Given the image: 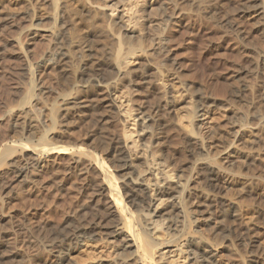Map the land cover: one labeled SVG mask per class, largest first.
<instances>
[{"label": "rangeland", "instance_id": "1", "mask_svg": "<svg viewBox=\"0 0 264 264\" xmlns=\"http://www.w3.org/2000/svg\"><path fill=\"white\" fill-rule=\"evenodd\" d=\"M182 1L184 2V0H126L119 6L114 4V0H57L59 4L56 3V9L55 7L44 4L41 0H2L0 2L1 12L16 13V11L20 12V10L22 11L30 6L29 8L34 11L36 14L34 15L37 17L40 16V13L41 15L45 14L48 17H53L54 22L52 25L55 23V27L66 22L71 32L77 37L83 35L92 25L94 26L97 17L102 15L104 25L111 36L96 41H106L107 46H110V48L115 47L116 50L113 49V54L116 56L112 54L113 58L111 60L114 64L116 61V65L121 68L145 69L144 66L146 67V65L148 66L151 64V70L154 72L152 79L153 83L151 82V84L155 89L150 95L145 88L134 86L129 78L118 80L117 83L113 85L112 96H114V98H112L115 102L117 113L119 114V121L121 122L115 125L112 124L110 125L111 127L108 126L104 131L106 134L102 133L99 135L93 141L94 144L88 142L85 137L89 129L93 130L99 128L91 122L90 124L80 123L79 125V122L73 118L70 130L62 134L60 129L59 131L57 130L60 125L58 106L61 104V99L67 94L68 84L73 81L72 79H74V76L70 74L67 75V77L65 76L64 79L61 78L62 84H60V80H56L57 75L53 72L49 74L50 71H46L43 67L39 57L42 58L44 56L43 53H45L47 49L53 47L52 43L38 41L31 47L27 46L29 49L24 46L25 40H27V32L24 29H26L29 24H27L26 27L21 26L20 28L12 30L6 29L7 31L5 30L2 32L1 34L4 37L2 35L0 36V48L3 51L2 56L4 57L1 62L2 65L0 64V82L2 81L0 84V86L2 85L0 87V97L7 98L9 96L7 101L8 103L13 102V107L20 104L17 109H13L12 107L13 110L17 111L16 113L20 112V110L21 112L26 110L25 113L30 112L31 115L27 113L24 114L23 112V117L21 116L22 118L20 120L16 118L10 121L12 124L7 122L9 125H1L0 129L3 130H0V137H6L5 139L8 140L9 146L16 147L13 152H15L16 155L18 154V156L22 154V145L26 143L29 145L32 142L31 146H37L42 142L41 138H48L49 140L47 139V142L51 140L53 143L51 145H55L54 147L68 148L69 152L67 151L68 153L64 152L59 155H48L49 157L47 156V158L49 161L47 162L48 159L46 158V163H43L44 165L42 164L43 166L37 169L36 181L25 183L22 187L19 186L18 189L13 191L12 197L10 198L11 201L9 199L7 200V202L10 201V203H4V207L2 206L3 209L0 208V230L7 229L10 232L13 231V234L19 237V239H22L30 231L39 234V231L43 227L42 225L46 223L50 225L48 228L49 230H54L55 227L64 222L66 215L68 216L70 212L79 208L84 198H86L85 194H88V190L86 186H83L86 185V179L83 176H79L75 168H72V170L70 168V166L72 167L70 164L71 155L76 151L78 146L89 150L93 157L101 159L109 168L111 174L115 175L116 172L113 168L111 159L105 155L104 151L109 146L113 145L111 144L113 142V137L121 134L122 138L124 137V143H126L127 150L134 162H136L135 160H137L139 155L143 154V159L146 162L144 169L147 168L144 177L147 179L149 185H151V183L153 184V179L155 180L157 178H159L157 180L163 178L169 182H175L177 177L182 175L181 171L185 170L184 172L192 171L191 176L193 177L189 184L197 187H200L201 184L199 182L197 170L193 169L195 161L200 155L196 154L197 150H195V146L189 148L185 145V139L191 138L192 136V138L199 141L204 150V157L212 161L216 159V162L221 160L228 146L231 147V151L237 153H245L248 150V145L251 142V134L246 128L243 130V134L240 137L232 133L228 134V132L232 131V129L239 124H236V121L240 113L248 115L252 111V107L264 113V37L258 31V27L264 25V10L262 15L260 14L261 10L257 8L255 11L253 8L250 9L252 11L249 10L247 14L240 12L248 3H251L250 6H253L254 3L259 4L260 1L257 0H194L193 2L189 0L191 4H188L189 1L186 0L188 5H186V1L184 5H180L183 4L181 3ZM86 3L96 6V12L90 17L84 15L82 11V7H84ZM195 4L197 5L195 6ZM182 6L184 8H182ZM204 6L207 9H205ZM186 7L188 12H186ZM192 8V12L189 11V9L191 10ZM1 9L4 10L2 11ZM195 9L196 12L197 10L201 12L203 9L204 10L203 13L197 14L194 13ZM181 10H184L186 14L182 13L184 11ZM118 15L123 16V24L125 23L130 29L137 31L140 37L139 39L137 38L138 40L136 39L137 41L134 40L133 42L131 40L132 45L129 44L130 47L128 48V43L126 45L124 43L126 42L123 37L124 33H122L115 24ZM226 22H229L228 25ZM233 24H237L240 28L244 39H240L234 31L232 32ZM8 32L14 37L17 36V39L25 37L23 38L22 43L24 44H22L23 46H21V48H25L23 51H26V53L28 50L29 54H27L28 56L30 55V62H32L33 59L40 60L34 67V73L30 81L23 80L25 78H23V71H21L22 62L19 59H15V57L9 56L12 54V49L14 48L11 46V49L10 45H7V41H5L6 39L12 38ZM113 37L116 39L114 40ZM14 39H16V37ZM20 39L19 42L22 40ZM131 42L129 40V43ZM7 48L11 50L8 51ZM165 49L168 50L166 52H168L171 58L179 62L178 70L168 66L166 62L167 58L164 54ZM162 51L163 53H161ZM5 52L7 53L5 54ZM73 56L75 60L79 59V55L75 54ZM147 60L150 61V63L147 62ZM16 61L20 63L17 64ZM144 63H146V65ZM18 71L21 72L19 73ZM242 72L244 75L242 77H237L238 73ZM68 80H70V82ZM25 81L30 84L28 86L31 88V93L29 92V96L27 95L29 101H27L28 106H26L27 104L25 105L26 95L24 96L25 98H23L25 99L23 103L22 96L15 94L14 89L18 84H22ZM242 82H245L248 88L247 92L240 95L238 87ZM187 85L192 88L188 89ZM200 89L206 95L217 101L215 106L205 108L203 117H200L203 121H198L196 117V113L199 109V102L196 100L195 92ZM45 91H47L46 94ZM40 93L44 95L42 94L40 96ZM236 95L237 97H235ZM16 100L18 104L15 105L14 102L16 103ZM23 104L26 107H24ZM8 106H12V104L9 103ZM143 107H156L161 111L159 115H161L165 123L156 128V132L162 137L163 142L161 154H155L150 148L141 146L143 137L140 132L139 124L144 117L142 115L140 116L139 113L142 111ZM28 117L30 121L27 119ZM29 122H31V125L35 129L32 127L30 131L28 130ZM37 122L38 124L36 125ZM76 123L77 125H75ZM244 123L246 126L252 124L247 117ZM20 124L21 126H19ZM34 133H37L39 137L37 135L35 136ZM43 133L45 137H42L44 135ZM6 134L10 135L7 137ZM105 139L107 140L105 141ZM260 139L261 143L257 145L259 149V163L257 165L259 166L252 167L251 170H240L242 172L241 174L253 177L255 181L252 184L253 190L255 191H252L251 197L243 199V204H241L242 207L251 205L250 212H252L255 206L264 207V192L262 193V191H264V127L263 132L260 134ZM13 141L14 143L17 142L15 146H13ZM183 143H185V146ZM186 149H189V151ZM228 169L234 171L231 167ZM149 172L151 174H147ZM72 174L76 176L74 177ZM152 174H156L157 178H154V176L152 177ZM181 179L185 178L183 177ZM150 192V194H154V187L150 189ZM222 193L226 196H231L232 194L228 187H225ZM250 201L253 202L251 203ZM253 203L256 205H253ZM158 204H160V202L157 203V205ZM195 209V204H192L190 206L189 229L191 231H199L203 236L208 238L209 236L205 228L201 226V224H198L199 222L192 221L193 219L199 218V214ZM254 212L251 215H255ZM152 220L157 221L155 223L157 231L154 234V238L157 240H165L167 237L163 228L166 226V223L157 218L151 219V221ZM14 231L16 233H14ZM41 235L40 239L43 240L45 233ZM238 236L239 233L236 239ZM255 238L259 246H264L263 229L259 230V234ZM83 244L84 245H80L75 252L71 254L70 258H72V260H70L73 264L74 262L75 264H100V262L107 264V261L112 263V261L115 260L112 255L113 249L107 246L106 243L83 242ZM186 250L185 244L179 248L173 247L171 252H169L168 249L160 248L156 251V263L189 264L190 258H188ZM87 255L92 257V259L88 258ZM10 257L11 254L6 253L4 257L5 262L2 260L0 263L10 264L12 260ZM112 258H114V260ZM223 260L226 261L225 258Z\"/></svg>", "mask_w": 264, "mask_h": 264}, {"label": "bare ground", "instance_id": "2", "mask_svg": "<svg viewBox=\"0 0 264 264\" xmlns=\"http://www.w3.org/2000/svg\"><path fill=\"white\" fill-rule=\"evenodd\" d=\"M41 1L51 7H55L56 3L59 4L57 0ZM114 1V4L120 6L121 3H124L126 0ZM185 1L186 0H184V2L182 1L181 3L183 4L180 5H184ZM187 1L186 5L191 4V1H189L188 4ZM193 1L194 0H192V2ZM257 1H260V3H254L253 6H250L251 3H248L240 12L247 14L250 9L253 8L255 11L257 8L258 10H261L260 14L262 15L264 10V0ZM86 4L82 7L83 9H81L84 15L90 17L96 12V6L88 3ZM196 5L197 4H195V6ZM29 7H24V10H20V12L16 11V13H5L0 11V36L6 29L12 30L20 28L21 26L26 27L27 24H29V26L24 29L27 32V40H25L26 42L24 46H26V48H28L27 46L31 47L38 41L52 43L53 47L47 49L45 53H43L44 56L42 58L39 57L43 67L46 71H50L49 74L51 72L55 73V75H57V79L55 78L56 80H60L61 78L64 79L65 76L67 77V75L70 74L74 76V79H72L73 81L70 82V80H68L70 82L69 84L66 81L68 84V92L61 99V104L58 106L60 125L57 130L59 131L60 129L62 134L67 133L70 130L73 118L79 122V125L80 123L90 124L91 122L99 127L93 130L89 129L85 134L86 140L93 143L99 135L104 133L108 126L111 127L110 125H115L121 122L119 121V114L117 113L115 102L113 100L114 96H112L113 85L116 84L118 80L120 81L129 78L134 86L145 88L150 95L152 91L155 90L154 86L151 84L154 73L151 70V64L147 66L146 63H144L146 65V67L144 66L145 69L121 68L116 65V61L114 64L111 60L114 55L113 52L116 50L115 47L111 46L114 48H110V46H107L106 41H103L105 43L102 41H96L111 36L110 33L107 32L101 14L100 17H97L94 26L92 25V27L83 33V35L77 37L71 32V29L66 22L55 27V23L52 25L54 22L53 17L50 15V17H48L45 14L44 16L41 15V13L40 16L37 17L35 16L36 14L34 11ZM56 8L57 6L55 9ZM182 8L184 7L182 6ZM204 8L207 9L205 6ZM187 10L186 7V12H188ZM192 10L193 8L191 10L189 9L191 12ZM203 10L202 12L199 10L196 12L195 9V12H193L201 14L203 13ZM186 12L184 11L182 13L186 14ZM122 21L123 16L118 15L115 24L118 26L119 30L124 33L123 37L126 41L124 43L125 45L128 43V48L132 45L131 40L134 42V40L137 38L139 39L140 37L137 31L130 29L125 23L123 24ZM228 23L226 22L227 25ZM232 29V32L234 31L240 39L243 38L241 30L237 24H233ZM258 31L264 37V25L259 26ZM9 35H11V33ZM15 37L17 39V36ZM15 37L12 36V38L5 40L7 41V45H10V47L13 46L14 48L12 49L11 47L13 51L9 56L15 57V59H19L22 62V68L19 66L22 69L21 71H23V78H25L22 79L30 81L32 74L34 73V67L40 60L33 59V61L31 60L32 62H30L28 50L27 54L26 51H23L25 48H21V46H23L22 44H24L22 43L23 38L25 37H21L22 40L19 38L21 40L20 42L19 39H14ZM113 39L115 40L116 38L113 37ZM129 40L131 43H129ZM166 51L168 50L165 49L164 54L167 58L166 62L168 63V66L172 69L178 70L179 62L174 58H171ZM6 53L7 52H5V54ZM161 53H163V51ZM75 54L79 55V59L75 60L73 56ZM2 55L3 51L0 48V64L4 57ZM147 62L150 63L148 60ZM5 71L7 72L6 69ZM243 75V72L238 73L237 77H242ZM22 79L21 81L23 82ZM61 80L60 84H62ZM26 81L22 84L19 82L20 84L17 86L15 85L16 87L12 88L15 89V94L22 96V102L26 99L25 105L27 104L26 106H28L27 97L29 96V92L31 93V88L28 86L30 84ZM188 86L189 85H187L188 89L192 88ZM247 88V84L242 82L238 87L239 94L242 95L247 92ZM46 93L47 91H45V94ZM42 94L40 93V96ZM25 95L26 98L24 97ZM8 97H0V126L4 124L6 125L7 122L13 121V119L16 118L20 120L23 117V112L24 114L27 113L28 115H31L30 112L25 113L26 110L23 112L20 110V112L16 113L17 111L13 109H17L20 104H18L16 100V103L14 102V104L18 105L14 106L15 108L13 107V102H9L12 106H8ZM195 97L199 102V109L196 113V117L198 121H203L200 117H203L205 108L215 106L217 101L206 95L201 89L195 92ZM235 97H237V95ZM25 105L24 107H26ZM159 112L161 111L156 107H143L142 111L139 113L140 116L142 115L144 117L139 124L140 132L143 137V143L141 146L150 148L155 154H161L163 150L162 137L156 132V128L165 123L164 119L159 115ZM29 117L27 118L28 120L30 119ZM246 117L252 122L250 126H246L244 123ZM37 124L38 122L36 125ZM236 124L238 125H236L232 131H226L228 134L232 133L233 135L240 137L243 134V130L246 128L251 134V142L248 145V150L245 153H237L231 151V147L228 146L224 151L221 160H219L220 162L217 161L218 163L215 161L216 159H213L214 161H212L204 157V150L199 141L192 138V136L191 138L185 139L186 144L183 143V145L185 144L189 148L195 146V150H197L196 154L200 155L196 159L193 169L198 172L199 182L201 184L200 187L195 185L191 186V184H189L193 177L191 176L192 171L184 172L185 170L181 171L182 175L178 176L175 182H169L163 178L157 180L159 179L157 178V175L152 174V177L154 176V178L156 177L157 179L154 180L152 178L153 184L151 183V185H149L147 179L144 177L147 168L144 169L146 162L143 159V154L139 155L137 160H135L136 162H134L127 150L126 143H124V137L122 138L120 132V135L114 136L112 134L114 137L111 144L113 145L109 146L106 150L104 149L105 155L111 159L113 168L116 172L115 175L111 174L109 168L101 161V159L93 157L89 150L78 146L76 151L71 155L70 164L72 167L70 166V168L71 170L72 168H75L77 174L86 179V185H83L86 186L88 190V194H85L86 198H84L79 208L70 212L68 216L66 215L64 222H61L62 224H59L54 230H49L48 228L50 225L49 223H46L45 225H42L43 227L39 231V234H35L29 230L30 232H28V234L26 233L27 235L24 238L21 236L22 239H19V237L13 234V231L10 232L7 229L0 230V262L4 260L6 253H10V258L12 259L10 264H73L70 256L80 245H84L83 242H103L113 249L112 255L115 258V260L112 258L114 260L112 263L107 261V264H157L155 257L158 249H168V251L171 252L173 247L179 248L184 244L187 249L186 253L188 258H190L189 264H264V246H259L258 241L255 238L258 236L260 229L264 230V207L255 206L252 212H250L251 205L244 204L245 207H242L241 205L243 204V199L251 197L252 191H255L252 187L253 182H255L253 180L254 178L241 174V171L251 170L252 167L259 166L257 165L259 163V149L257 145L261 143L260 134L263 132L264 127V113H261L256 108L252 107V111L248 115L244 113L238 115ZM75 125H77V123ZM19 126H21V124ZM28 126V130L30 131V128L33 127L31 122L28 123ZM104 134H106V132ZM36 135L37 133L35 136ZM42 137H45V134ZM3 138L2 136L0 137L1 209H3V204L6 203L8 199L10 200L13 191L18 189L19 186L22 187L25 183L34 182L37 176V169L40 166H43V163H46L45 161L48 159V155H59L68 151V148L66 149L65 147H54L55 145H51L53 144L51 140V143L47 142L49 140L48 138H41L42 142L37 146L35 144V146H31L32 142L30 144L28 143L29 145H27V143L22 145V154L19 153L21 156H18V154L16 155L15 152H13L16 147H10L11 145L9 146L7 142L8 140L5 139L6 137ZM107 139H105V141ZM16 143L13 141L14 145H12L15 146ZM186 150L189 151V149ZM48 161L49 159L47 162ZM230 167L233 168L234 171H230L228 169ZM147 174L151 173L149 172ZM183 177L185 179H181ZM152 187H154V194H150V189ZM225 187H228L231 190V196L223 195L222 192ZM263 192L264 191H262V193ZM10 201L8 202L10 203ZM159 202L160 204L157 205ZM192 204H195V211L198 212V217L200 218V220L199 218H196L192 221L199 222L198 224H201V226L205 228V231L209 236L208 238L203 236L199 231H191L189 229L190 206ZM253 205L256 204L253 203ZM253 212L255 215H251ZM154 218L160 219V221L166 223V226L163 228L167 237L165 240H157L154 238V234L157 231L155 224L157 221H151V219ZM14 233L16 232L14 231ZM43 233H45V236L42 240L40 239V235ZM238 233L239 236L236 239ZM87 256L92 259L89 255ZM224 258L226 261L223 260ZM100 264L103 263L100 262Z\"/></svg>", "mask_w": 264, "mask_h": 264}]
</instances>
